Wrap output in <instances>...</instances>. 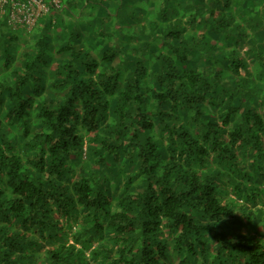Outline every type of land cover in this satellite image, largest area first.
Here are the masks:
<instances>
[{"label":"trees","instance_id":"16d2710c","mask_svg":"<svg viewBox=\"0 0 264 264\" xmlns=\"http://www.w3.org/2000/svg\"><path fill=\"white\" fill-rule=\"evenodd\" d=\"M62 3L0 19V264H264V0Z\"/></svg>","mask_w":264,"mask_h":264},{"label":"built area","instance_id":"2783aa9c","mask_svg":"<svg viewBox=\"0 0 264 264\" xmlns=\"http://www.w3.org/2000/svg\"><path fill=\"white\" fill-rule=\"evenodd\" d=\"M63 12L62 0H0V19L14 33L28 32L44 18L55 22Z\"/></svg>","mask_w":264,"mask_h":264},{"label":"rangeland","instance_id":"374dc122","mask_svg":"<svg viewBox=\"0 0 264 264\" xmlns=\"http://www.w3.org/2000/svg\"><path fill=\"white\" fill-rule=\"evenodd\" d=\"M101 5V4H100ZM104 7L106 8V9H111V8H114L113 7V5L114 4H111L110 2H108V1H106L104 4ZM134 7H135V5H131V6H129V9H134ZM148 10H153V7L152 6H149V9ZM76 21H79L80 22V24H82V25H89L90 23L92 24V25H96V17H93V16H89V15H86V14H84L82 17L80 16V19H77ZM101 22L99 21L97 24H100ZM106 23V22H105ZM112 24H113V22L111 21V20H107V27L108 28H110L111 26H112ZM128 25L129 26H133L134 25V21H133V19L128 23ZM75 27L77 28V29H79L80 28V26L78 25V22L76 23L75 22ZM38 28V27H37ZM77 31H79L80 33H82V31H80V30H77ZM24 38V37H23ZM81 40H83L82 38H81ZM21 42H23V40H21ZM20 45H21V43H20ZM78 45H81V46H84V45H86V43H81V42H78Z\"/></svg>","mask_w":264,"mask_h":264}]
</instances>
